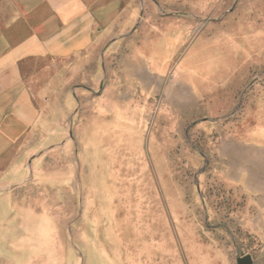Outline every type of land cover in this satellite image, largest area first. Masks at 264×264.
<instances>
[{"label": "rangeland", "instance_id": "374dc122", "mask_svg": "<svg viewBox=\"0 0 264 264\" xmlns=\"http://www.w3.org/2000/svg\"><path fill=\"white\" fill-rule=\"evenodd\" d=\"M3 38L0 264H264V0H0Z\"/></svg>", "mask_w": 264, "mask_h": 264}, {"label": "crops", "instance_id": "0c3cea01", "mask_svg": "<svg viewBox=\"0 0 264 264\" xmlns=\"http://www.w3.org/2000/svg\"><path fill=\"white\" fill-rule=\"evenodd\" d=\"M114 4H107L106 7H104V9H95V10H86L84 9L82 6V8H80L75 15H71L70 12L67 8L63 7L60 8L58 10H55V12L57 13V15L60 17L61 20H63V26L62 27H67V26H73V27H81L83 26L82 21L86 20L88 21V24H86L85 26H97L98 23L101 21V19L103 18V20H107V17L110 18H114L116 12H122L123 16L122 19L124 20V15L126 14L127 18L126 20L129 21L130 20V16L131 13L133 14V12H135V9L130 8L129 6H127L126 8H124V11H119L116 10L114 6H112ZM55 9V8H54ZM119 16V15H118ZM60 20V21H61ZM114 20V19H113ZM126 21V22H127ZM68 22V23H66ZM127 25V24H126ZM42 28L48 27L47 24H43L41 25ZM61 27V26H60ZM42 36V35H40ZM58 40L54 39L52 42L53 43H57L61 46L62 44V48L63 50H66V41L63 38L61 40V37H57ZM4 41H2L3 43L5 42L7 44V47L5 48V51L2 53H0V64L4 63L5 60L8 61L9 63H11L13 57H14V66H10L8 67V72L6 70H3V68L5 67H1L0 68V86H2L3 81H2V75H5L6 72L7 74L10 76V80L8 81V84L13 85L14 86V107L17 109V111L20 110H30V112L28 114L33 113L32 109V102L29 99L28 96V92L27 89L25 88L26 86L22 83L21 80V76H20V70H19V64H18V57H17V53H18V48H15L14 46H12L9 41H7L6 39L3 38ZM61 40V41H60ZM39 41V40H38ZM23 42V41H22ZM4 43V44H5ZM23 43L25 44H32L34 43L33 39H30L28 41H24ZM22 43V44H23ZM38 45V44H37ZM51 42L50 41H42L41 44L39 45V49H38V54H41L45 51L50 52V46H51ZM58 47V46H57ZM30 49L28 48L27 53H30ZM3 87V86H2ZM19 115V114H18ZM25 115H22V122L18 123L17 118H14V136L11 137L14 140L19 138V133L21 131H24V129L27 127L26 124H29V122H31V118L29 116L28 119L24 118ZM20 124V125H19Z\"/></svg>", "mask_w": 264, "mask_h": 264}]
</instances>
